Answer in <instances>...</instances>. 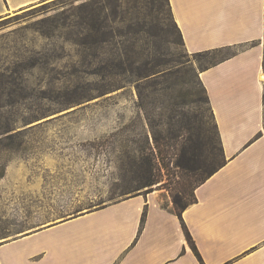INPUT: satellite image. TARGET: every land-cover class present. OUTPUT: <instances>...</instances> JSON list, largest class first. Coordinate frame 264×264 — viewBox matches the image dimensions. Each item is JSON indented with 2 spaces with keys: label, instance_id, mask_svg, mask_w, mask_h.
Segmentation results:
<instances>
[{
  "label": "rangeland",
  "instance_id": "374dc122",
  "mask_svg": "<svg viewBox=\"0 0 264 264\" xmlns=\"http://www.w3.org/2000/svg\"><path fill=\"white\" fill-rule=\"evenodd\" d=\"M3 2L0 243L29 234L32 207L60 191L69 216L148 194L174 211V195L192 201L223 159L198 73L233 52L187 53L166 0ZM91 6L105 20L87 32L78 14Z\"/></svg>",
  "mask_w": 264,
  "mask_h": 264
},
{
  "label": "crops",
  "instance_id": "0c3cea01",
  "mask_svg": "<svg viewBox=\"0 0 264 264\" xmlns=\"http://www.w3.org/2000/svg\"><path fill=\"white\" fill-rule=\"evenodd\" d=\"M168 4L187 53L233 52L198 73L224 165L179 216L153 194L69 216L57 192L29 234L0 243V264H264V0Z\"/></svg>",
  "mask_w": 264,
  "mask_h": 264
},
{
  "label": "trees",
  "instance_id": "16d2710c",
  "mask_svg": "<svg viewBox=\"0 0 264 264\" xmlns=\"http://www.w3.org/2000/svg\"><path fill=\"white\" fill-rule=\"evenodd\" d=\"M166 3H167V6H168V9L170 11V7H169V4H168V0H166ZM171 13V12H170ZM82 20V24H84V29L87 30V32H92V31H98V29L101 28L104 20H105V15H104V7L102 6H97V7H93L91 6L87 11H82L81 13L78 14ZM75 16V14H72V17ZM103 27V26H102ZM174 27L179 35V38L182 42V39H181V35H180V32L177 28V26L175 25L174 23ZM84 45L86 46L87 44L84 43ZM225 51H228L227 49H218V50H212V51H207V52H204L205 55H215V54H220L222 52H225ZM231 55V54H230ZM230 55H227V56H224L222 57V59H220L219 61H222L224 60L225 58H227L228 56ZM219 61H216L214 63H211L208 67L216 64L217 62ZM207 67V68H208ZM206 68V69H207ZM206 93V92H205ZM206 101L208 103V98L206 96ZM209 105V104H208ZM210 109V108H209ZM211 112V110H210ZM212 115V113H211ZM213 118V117H212ZM215 125V124H214ZM215 129H216V125H215ZM216 133H217V129H216ZM217 138H218V133H217ZM218 142H219V138H218ZM197 146L193 145V147L191 148H188V149H184V152L182 153V162H180V164L177 165L178 168L182 169L183 171H186V172H190L192 167L194 166L195 164V160H197V156H198V150L196 148ZM219 147H220V142H219ZM220 150H221V153H222V149L220 147ZM222 163L220 165H218L216 168L214 169H207V170H204V177L199 181L198 185L201 184L204 180H206L210 175H212L213 173H215L221 166L224 165L225 163V159H224V156L222 154ZM151 166L149 165L148 168H147V171L145 172V174H148V175H145L144 176V185L146 186H151L153 184L156 183L155 179H152L151 178ZM194 169V168H193ZM207 172V173H206ZM172 201H173V206L175 208V211L177 213V215L179 216L180 213L187 207L189 206L191 203H193L195 201V197L194 195L192 196V201L188 202V203H183L182 202V199L180 197V193H178L177 195H174L172 197ZM143 224V218L141 220V226ZM185 234H186V238H187V241L188 243L191 245V247L193 248V245L191 243V239L187 233V231H185Z\"/></svg>",
  "mask_w": 264,
  "mask_h": 264
}]
</instances>
